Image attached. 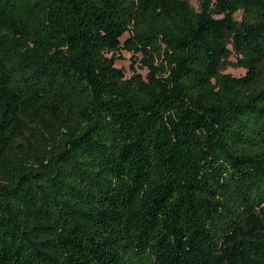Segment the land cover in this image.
Returning a JSON list of instances; mask_svg holds the SVG:
<instances>
[{"label": "trees", "instance_id": "16d2710c", "mask_svg": "<svg viewBox=\"0 0 264 264\" xmlns=\"http://www.w3.org/2000/svg\"><path fill=\"white\" fill-rule=\"evenodd\" d=\"M263 69L264 0H0V264H264Z\"/></svg>", "mask_w": 264, "mask_h": 264}, {"label": "rangeland", "instance_id": "374dc122", "mask_svg": "<svg viewBox=\"0 0 264 264\" xmlns=\"http://www.w3.org/2000/svg\"><path fill=\"white\" fill-rule=\"evenodd\" d=\"M121 56L122 58L116 62V67L122 69L127 77L131 76L133 71L143 77L146 76L147 70L141 67L142 63H140L139 60H137L138 62L135 64L132 56L126 52H122ZM222 73L233 77H242L244 76L245 71L232 66L231 64H225L224 68L222 69Z\"/></svg>", "mask_w": 264, "mask_h": 264}]
</instances>
